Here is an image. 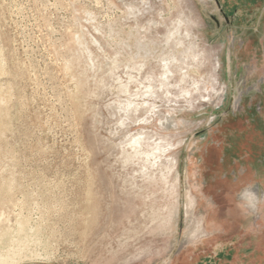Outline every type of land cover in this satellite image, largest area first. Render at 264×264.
I'll list each match as a JSON object with an SVG mask.
<instances>
[{
    "label": "rangeland",
    "instance_id": "rangeland-1",
    "mask_svg": "<svg viewBox=\"0 0 264 264\" xmlns=\"http://www.w3.org/2000/svg\"><path fill=\"white\" fill-rule=\"evenodd\" d=\"M0 238L15 264H264V0H0Z\"/></svg>",
    "mask_w": 264,
    "mask_h": 264
},
{
    "label": "bare ground",
    "instance_id": "bare-ground-1",
    "mask_svg": "<svg viewBox=\"0 0 264 264\" xmlns=\"http://www.w3.org/2000/svg\"><path fill=\"white\" fill-rule=\"evenodd\" d=\"M224 90V89H223ZM223 90H220V91H222L221 93H220V95L221 96H223L224 95V93H225V91H223ZM141 139V138H140ZM139 140V139H138ZM134 144H136V142L134 143ZM138 144V143H137ZM136 144V145H137ZM160 144V143H159ZM158 144V145H159ZM139 148V147H138ZM154 148V147H153ZM159 148V147H158ZM135 149V148H134ZM171 150V149H170ZM137 152V151H136ZM138 152H140V151H138ZM138 152L136 153V154H138ZM163 153V152H162ZM164 154V153H163ZM146 157V156H145ZM159 158V157H158ZM186 178H188L187 176H186ZM178 182H179V180H178ZM179 185V184H178ZM187 194H185V195H188V199H187V203L185 204V212H186V215L188 216V217H193L194 216V214H195V208H196V204H194L195 203V201H194V199L191 197V187H190V185H189V183H187ZM177 195H178V193H177ZM187 197V196H186ZM244 199H247L248 201L247 202H251V201H261V199H260V197H259V193H258V191L257 190H253V191H248L246 194H245V196H244ZM179 200V199H178ZM262 202V201H261ZM260 203V202H259ZM177 206H179V204L177 205ZM254 208H255V206H254ZM177 211V210H176ZM254 211H256V210H254ZM194 219V218H193ZM22 228V227H21ZM26 229V228H25ZM26 231V230H25ZM20 232H21V230H20ZM22 233H23V230H22ZM14 234H17V233H14ZM19 234V233H18ZM24 234H26V233H24ZM12 236H13V234H12ZM18 238V237H17ZM31 239V238H30ZM0 240H1V238H0ZM14 240V239H13ZM23 240V239H22ZM16 243V242H15ZM38 243V242H37ZM47 244V243H46ZM13 245H14V243H13ZM40 245V244H39ZM26 246V244H25V242L24 241H19L18 242V248H17V251H12V252H15L14 253V255L15 254H17L18 252L20 253V252H22V249L24 248ZM31 246V245H30ZM17 247V246H16ZM26 248V247H25ZM34 249V248H33ZM36 249V248H35ZM41 249V248H40ZM11 250V249H10ZM9 252H11V251H9ZM8 252V250H6V251H4V252H2V254H0V264H15V262H13V258L12 257H10V253ZM32 253V252H31ZM18 255V254H17ZM13 256V255H12ZM26 256V255H25ZM10 257V258H9ZM19 257V256H18ZM22 257V256H21ZM20 257V258H21ZM33 258V257H32ZM20 260V259H19ZM22 260V259H21ZM24 260H25V258H24ZM19 264V263H18Z\"/></svg>",
    "mask_w": 264,
    "mask_h": 264
}]
</instances>
